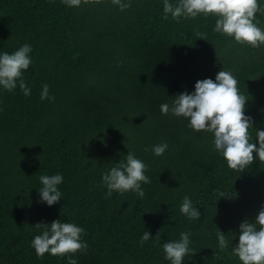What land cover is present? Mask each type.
Here are the masks:
<instances>
[{
    "label": "trees",
    "instance_id": "16d2710c",
    "mask_svg": "<svg viewBox=\"0 0 264 264\" xmlns=\"http://www.w3.org/2000/svg\"><path fill=\"white\" fill-rule=\"evenodd\" d=\"M174 6L178 0H169ZM0 0V54L28 44L32 63L21 79L31 89L0 86V264H171L163 244L189 233L183 264H242L232 249L239 225L264 205V162L232 170L214 146V135L194 131L171 107L196 81L231 72L252 118L256 143L264 130V44L253 48L215 32L213 15L168 14L164 0ZM264 8V0H258ZM264 30V12L255 14ZM200 34L199 37L197 34ZM49 86L41 99L42 85ZM54 97V99H52ZM166 143L162 155L152 148ZM147 149V150H146ZM127 152L146 165L144 192L113 191L102 176ZM255 157V153H253ZM61 174V200H40L41 175ZM224 193L228 197L220 196ZM200 212L182 214L184 197ZM74 223L87 249L37 256L31 242L37 223ZM259 226L257 225V230ZM148 231L151 238L141 244ZM228 247L221 250L217 233Z\"/></svg>",
    "mask_w": 264,
    "mask_h": 264
},
{
    "label": "clouds",
    "instance_id": "9594fccd",
    "mask_svg": "<svg viewBox=\"0 0 264 264\" xmlns=\"http://www.w3.org/2000/svg\"><path fill=\"white\" fill-rule=\"evenodd\" d=\"M69 7H79L81 0H62ZM87 3L88 0H83ZM121 11L130 7L122 0H112ZM167 19L171 14L173 19L195 18L199 14L218 17L214 31L234 38L238 44H247L253 48L264 44V30L257 26L255 14L264 12L258 0H178L174 6L169 0H164L163 7ZM199 37V33L197 34ZM31 46L25 44L12 54H0V86L12 91L19 87L24 95L30 94L31 89L21 79L22 71L28 69L32 63L29 53ZM49 86L42 85L41 99H48ZM54 99V97L52 98ZM247 98L240 94L238 81L231 72L221 70L215 80L206 78L196 81L192 93L182 92L174 97L171 107L164 103L160 105L163 115L171 112L175 116H182L189 120V127L194 131H207L214 135V146L224 158L227 166L232 170H243L251 165L255 159L264 162V130H257L256 143L252 142L249 129L252 128V118L246 116L245 104ZM166 143L155 145L152 151L155 155H162L167 149ZM147 150V149H146ZM255 153V157L253 155ZM146 165L137 159L132 152H127L126 161H120L116 166L102 176V181L111 196L113 191L124 193L135 192L139 197L144 196L141 182L150 183L144 175ZM43 187L39 191L40 200L48 206L61 200L58 185L63 182L61 174L41 175L39 177ZM222 197H228L220 193ZM182 214L196 220L200 212L193 206L189 197L185 196L180 206ZM257 225L259 226L257 230ZM35 227L42 229L36 235L31 246L37 256L45 253L64 256L87 249V243L81 240L84 229L70 222L55 220L50 224L37 223ZM148 231L141 237V244L150 239ZM218 244L221 250L228 247L224 233H217ZM189 233L181 232L179 241H170L163 244L165 259L171 264H183L184 257L195 252L189 249ZM242 264H264V205L253 222L245 220L239 225V242L232 249ZM68 264H77V260L69 258Z\"/></svg>",
    "mask_w": 264,
    "mask_h": 264
}]
</instances>
